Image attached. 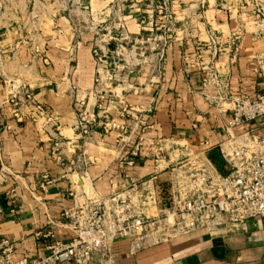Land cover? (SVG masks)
<instances>
[{
	"label": "crops",
	"instance_id": "obj_1",
	"mask_svg": "<svg viewBox=\"0 0 264 264\" xmlns=\"http://www.w3.org/2000/svg\"><path fill=\"white\" fill-rule=\"evenodd\" d=\"M131 2L119 15L126 20L131 38L139 41L150 34L149 3L143 1V13H137ZM17 3L21 0H0V236L17 241V258H36L44 254L49 243L70 239L71 232L59 223L62 212L73 204L70 191L80 193L92 187L109 194L110 181L125 174L119 160L127 152L140 156L127 173L155 185L167 181L169 168L187 158L198 157L219 170L212 153L229 132L257 129L264 135V118L230 127V105L215 102L211 97L214 87L209 90V99L205 96L203 78L213 68L228 80L235 94L264 91V82L249 64V55L263 50V44L245 38L236 62H230L233 53L228 37L235 23L223 7L224 0H177L171 4L175 35L160 74L151 62L153 55L146 58L151 63L136 59L133 74L115 89V103L110 104L111 116L131 125L127 137L116 129L105 134L98 128L85 135L73 127L80 110L98 113L92 93L95 34L78 24L73 12L79 9L87 13L84 5L93 7V0H67L57 9L56 4L45 6L44 11L33 14L31 28L26 24L21 27L26 15L8 12L9 6ZM40 4L37 0L36 5ZM95 5L96 17L107 19L108 0H95ZM14 23L17 26L13 27ZM210 32L224 42L225 50L215 60L207 45ZM115 46L116 42L109 44L112 49ZM11 82L14 86L28 83L36 99L58 116L62 134L58 145L32 121L27 105L20 106L22 119L15 116L10 103ZM121 101L141 111V118L120 117ZM57 151L67 164L78 157L85 159L88 176L81 177L60 165ZM45 178L50 183L42 187ZM130 242L116 240L109 252L97 257V263L262 264L264 219H251L220 235L200 229L147 246L136 254L131 253Z\"/></svg>",
	"mask_w": 264,
	"mask_h": 264
},
{
	"label": "built area",
	"instance_id": "obj_2",
	"mask_svg": "<svg viewBox=\"0 0 264 264\" xmlns=\"http://www.w3.org/2000/svg\"><path fill=\"white\" fill-rule=\"evenodd\" d=\"M143 1L146 0H132V10L143 13ZM147 1L150 8L147 16H151L152 27L150 34L141 38L142 47L136 45L138 42L130 44L131 36L124 23L114 33L101 25L106 20L95 27L93 54L96 71L92 93L96 98L98 113L80 110L73 126L76 131L88 135L98 128H102L105 134L116 129L125 135L131 128V125L121 123L110 114V104L115 103V89L128 82L137 64L136 59H142L145 63L154 62L156 74H160L166 50L175 35V14L166 10L177 0ZM111 4L114 7L113 1ZM89 7L84 5L87 10ZM223 7L235 23L228 37V47L233 53L230 62L234 63L245 38L264 46V0H224ZM124 9H111L107 19ZM162 21L165 22L158 24ZM209 37L207 45L215 60L225 50L224 42L215 32H210ZM151 38H154L155 46L153 53L147 55L148 50L144 45ZM111 42H116L114 49L109 47ZM150 55L155 58L151 62L146 60ZM249 58L250 68L264 82V49L252 52ZM11 83L10 103L14 106L15 116L22 119L20 106L27 105L32 121L58 145L62 134L55 112L36 99L28 83L21 82L16 86ZM203 87L206 98L209 99V90L214 87L211 97L215 102L230 105V127L264 118V91L235 94L228 80L214 68L208 69V74L203 78ZM121 102L123 108L120 117L134 121L141 118V111L125 101ZM79 103L84 105L81 100ZM217 152L228 173L213 170L198 157L178 161L169 168L166 197L159 188V182L153 185L127 173V168L135 166L140 160L137 152H127L119 160L125 174L110 181L109 194H102L92 187L80 193L70 191L73 204L59 218V223L71 232L70 239L49 243L44 254L29 259L16 257V240L0 236V264H105L103 260L97 263V257L109 252L118 239H130V251L136 254L147 246L200 229L208 230L211 235H220L234 231L251 219H264V135H260L257 129L245 130L241 134L229 132L228 138L218 144ZM57 162L81 177L88 176L83 167L85 159L81 157L67 164L57 151ZM2 165L0 157V168ZM49 183L45 178L41 186Z\"/></svg>",
	"mask_w": 264,
	"mask_h": 264
},
{
	"label": "rangeland",
	"instance_id": "obj_3",
	"mask_svg": "<svg viewBox=\"0 0 264 264\" xmlns=\"http://www.w3.org/2000/svg\"><path fill=\"white\" fill-rule=\"evenodd\" d=\"M67 2V0H39V2H41V4L39 6L36 5L37 3V0H21V3H17V5H10L9 6V9H8V12L10 13H18L16 15L22 17L23 14L26 15V19L24 20V23H22L21 27L23 28L24 24H26L28 27H32L34 25V19H33V14L35 13V11H44V9L46 8L45 6H49V7H52L53 4H56L54 9H57L58 7H63V5L61 4H65L64 2ZM73 1V0H71ZM113 1V3L115 4L114 7H112L113 5L111 4V2ZM108 0L109 2V5L107 6V11L108 10H113V8L116 10V11H119L118 9L121 8L123 9L124 7H126L127 5V2L129 0ZM48 3V4H47ZM13 6L14 9H13ZM73 6H71L72 8ZM17 8V10H16ZM74 9V8H72ZM96 5H95V0H93V7H90V9L88 10L87 13H83L81 12L79 9L78 10H75L73 11L74 13H76V18H77V23L81 24L83 27L86 28V30H88L89 32H93L95 31V27H99V24H101V19H105L104 17L101 16H97L96 17ZM152 9V8H151ZM125 10V9H124ZM123 10V11H124ZM154 10V9H152ZM106 11V12H107ZM114 12V11H113ZM166 12L168 13H171L172 12V7L171 5L168 6V9L166 10ZM109 13V11L107 12ZM121 13V12H120ZM120 13H115V17L113 16L112 18L110 19H105L106 22L101 24L103 25L104 28H108V29H111L113 30V33L114 32H117L118 31V27L121 23H124L126 24V21H123L121 18H122V15H119ZM107 18V17H106ZM79 19V20H78ZM165 21H162V22H158V24H163ZM17 26L16 23H14L13 27ZM152 27V26H151ZM106 31L103 29V33H105ZM155 36V35H154ZM174 37V36H173ZM131 42L130 44H132V42H138L136 45L139 46V47H142V39L140 38L139 41L137 39H132L131 38ZM141 42V43H140ZM135 45V44H134ZM146 48H147V55H149L150 53L152 54L153 53V46H155V41H154V38H151V41L149 43H146L144 45ZM132 47V46H131ZM140 52V51H138ZM261 133V132H260Z\"/></svg>",
	"mask_w": 264,
	"mask_h": 264
},
{
	"label": "trees",
	"instance_id": "obj_4",
	"mask_svg": "<svg viewBox=\"0 0 264 264\" xmlns=\"http://www.w3.org/2000/svg\"><path fill=\"white\" fill-rule=\"evenodd\" d=\"M212 158L220 172H222L223 174L228 173L227 167L224 161L220 159V156L217 151H214L212 153ZM159 188L162 190L164 197H166L168 189L167 181H161V183H159Z\"/></svg>",
	"mask_w": 264,
	"mask_h": 264
},
{
	"label": "water",
	"instance_id": "obj_5",
	"mask_svg": "<svg viewBox=\"0 0 264 264\" xmlns=\"http://www.w3.org/2000/svg\"><path fill=\"white\" fill-rule=\"evenodd\" d=\"M262 264H264V262Z\"/></svg>",
	"mask_w": 264,
	"mask_h": 264
}]
</instances>
